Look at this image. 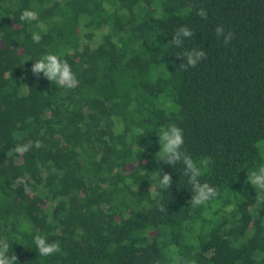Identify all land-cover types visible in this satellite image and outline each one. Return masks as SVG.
Segmentation results:
<instances>
[{"label":"trees","instance_id":"16d2710c","mask_svg":"<svg viewBox=\"0 0 264 264\" xmlns=\"http://www.w3.org/2000/svg\"><path fill=\"white\" fill-rule=\"evenodd\" d=\"M24 10L35 19L21 21ZM184 25L194 35L177 48ZM217 25L235 33L228 45ZM193 48L207 58L185 71L176 54ZM49 53L76 88L33 75ZM171 123L197 163L209 159L201 181L219 195L205 206L188 204L181 164L156 160ZM29 141L40 147L7 154ZM261 143L264 0H0V238L17 264H172L173 250L196 264H264V205L245 182L264 164ZM37 231L62 251L39 257Z\"/></svg>","mask_w":264,"mask_h":264},{"label":"clouds","instance_id":"9594fccd","mask_svg":"<svg viewBox=\"0 0 264 264\" xmlns=\"http://www.w3.org/2000/svg\"><path fill=\"white\" fill-rule=\"evenodd\" d=\"M195 5L189 4L188 11H192ZM196 14L204 19H207V11L204 8H199ZM36 14L31 10H24L20 15L21 21H32ZM215 35L218 39H222L224 45H228L234 38V32H226L222 25H217ZM193 31L186 25L179 27L170 43L177 48H181L186 39L193 37ZM34 43L39 44L42 36L39 33L32 34ZM177 58H182L179 67L185 71L190 68L197 67L203 60L207 58V53L204 49L193 48L176 54ZM31 71L34 76L39 79L41 74L49 82L55 84L59 88L74 89L78 86L79 81L75 73L72 71L67 60H62L58 54H46L39 60L34 62ZM16 135L15 133L13 134ZM158 143L160 150L156 153V160L164 164L175 166L181 164L183 166V175L188 178V184L191 185V199L188 204L193 207H201L207 205L211 200L218 197L219 192L213 185L202 182L201 177L204 171L209 166V159H202L197 163L184 150V132L183 129L175 123L169 124L166 128H162L158 134ZM40 147V142L29 141L27 143H18L14 148L7 153H13L23 156L29 152L32 147ZM159 186L165 190L169 189L173 184L172 176L169 173L163 172L162 176H157ZM246 183H250L256 190L255 204L257 206L264 205V164L259 165L256 169L248 171ZM161 211H164L161 208ZM24 230V229H22ZM30 232V229H29ZM35 249L39 257H50L62 251L59 241H51L45 235L38 231L33 236ZM19 243V242H18ZM172 264H196V260H188L182 257H177L174 250L169 254ZM18 257L9 255V244L5 239L0 238V264H17Z\"/></svg>","mask_w":264,"mask_h":264},{"label":"rangeland","instance_id":"374dc122","mask_svg":"<svg viewBox=\"0 0 264 264\" xmlns=\"http://www.w3.org/2000/svg\"><path fill=\"white\" fill-rule=\"evenodd\" d=\"M261 144H264V143H261Z\"/></svg>","mask_w":264,"mask_h":264}]
</instances>
